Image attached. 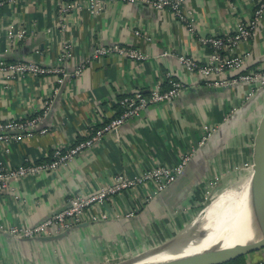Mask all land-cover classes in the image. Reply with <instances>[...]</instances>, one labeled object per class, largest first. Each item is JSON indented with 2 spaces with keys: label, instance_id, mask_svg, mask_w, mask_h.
<instances>
[{
  "label": "crops",
  "instance_id": "0c3cea01",
  "mask_svg": "<svg viewBox=\"0 0 264 264\" xmlns=\"http://www.w3.org/2000/svg\"><path fill=\"white\" fill-rule=\"evenodd\" d=\"M187 7L192 12L194 32L172 14L136 3H113L98 15L74 7L63 20L54 0L19 1L0 8V59L52 67L69 50L72 57L66 69L73 72L84 65L79 77L62 85L57 77L49 76L0 82L3 122L35 117L46 100H54L45 120L47 134L13 142L10 153H5V146L0 144V156L10 167L22 166L27 158L49 162L55 147L67 149L83 142L92 125L99 128L117 117L122 98L139 92L149 94L156 88L168 89L170 75L188 88L172 104L143 110L123 125L119 138L105 136L99 145L67 166L37 178L14 181L9 191L0 193V224L37 225L67 208L72 197H88L111 184L118 173L133 177L162 165L174 167L184 156L195 153L183 176L152 201H144L154 189L152 183H147L114 196L97 209L111 215L136 211L130 220L94 223L86 215L82 226L56 240L17 241L0 233V264L114 263L172 244L189 225L190 217L195 218L204 198H211L232 182L228 174L252 163L253 143L249 139L250 135L255 137L264 116V90L247 100V89L209 88L201 75L165 54L207 63L208 52L200 38L232 35L239 22L252 18L255 3L191 0ZM23 29L27 36L8 47V38ZM115 45L136 48L147 58L134 60L118 53L92 58L97 46ZM243 50L252 52V67L262 65L264 21L256 38L239 51ZM55 88L60 89L57 95ZM234 110L237 113L224 123ZM214 126L220 127L222 136L219 132L201 146L205 133ZM254 129V135L250 134ZM241 182L219 199L226 198ZM244 257L246 264L264 263V249Z\"/></svg>",
  "mask_w": 264,
  "mask_h": 264
},
{
  "label": "built area",
  "instance_id": "2783aa9c",
  "mask_svg": "<svg viewBox=\"0 0 264 264\" xmlns=\"http://www.w3.org/2000/svg\"><path fill=\"white\" fill-rule=\"evenodd\" d=\"M19 1L28 0H0V8L5 4H15ZM58 8L60 19L67 18L75 7L78 10L86 9L91 15H98L101 11L113 3H136L151 7L159 12L172 14L179 22L185 23L189 32H194L191 9L187 7L191 0H54ZM255 9L252 18L248 22H239L236 31L225 37H201L200 43L208 52L207 63L196 60L185 55H165L175 58L180 65L192 73L201 75L209 88L241 90L247 89L245 94L247 100H251L264 90V62L260 67L251 66L252 52L248 50L239 51L242 46L249 45L253 41L264 21V0H253ZM27 30H19L16 36L8 38V47H12L16 39H24ZM118 53L124 58L134 60H145L147 56L136 48H121L115 46H97L93 53L94 60L111 54ZM72 57L69 50L58 59V63L52 67L40 66L33 61L7 62L0 59V82L8 80L23 79L26 77L38 78L41 76L57 77V82L62 85L66 81L77 78L81 75L84 65H81L73 72L66 69V62ZM169 88L164 90L156 88L149 94L137 93L134 96H126L119 102L121 113L108 123L102 124L99 128L92 125L87 133V139L67 149L57 146L49 162L24 160V164L17 168L10 167L5 159L0 156V193L11 189L14 181L25 178L39 177L57 171L59 168L67 166L78 156L99 145L105 136L115 135L119 138L123 125L130 119L136 118L140 113L152 106L161 104H172L180 98L187 86L175 80L171 75L167 81ZM60 88V87H59ZM59 88L54 89V95L60 92ZM53 99L46 100L42 105L39 115L24 120L3 122L0 120V144L5 146V153H10L9 145L13 142H20L23 138H33L37 135L43 136L49 132L45 127ZM237 113L234 110L225 119L224 123ZM221 131L219 126L210 128L204 135L200 145L208 144L216 134ZM254 141V140H253ZM194 152L181 159V162L174 166L165 165L145 170L133 177L125 173H118L113 176L111 184L96 190L90 196L76 195L69 200V206L57 211L45 218L42 222L34 226H6L0 224V233L8 235L17 241L34 240L39 237H51L62 234L66 231L77 228L84 224L86 215H90V220L94 223L108 221L130 220L136 216V211L126 214L115 212L113 215L107 212H97L100 206L106 205L114 196L121 195L126 191H133L139 187L152 183L154 189L147 194L145 202L152 201L155 197L165 192L175 183L178 176L190 164L194 157ZM253 168V163L245 164L240 169L246 171ZM18 198V197H17ZM116 263V262H114ZM106 261L103 264H114ZM264 264V263H259Z\"/></svg>",
  "mask_w": 264,
  "mask_h": 264
},
{
  "label": "water",
  "instance_id": "95a60500",
  "mask_svg": "<svg viewBox=\"0 0 264 264\" xmlns=\"http://www.w3.org/2000/svg\"><path fill=\"white\" fill-rule=\"evenodd\" d=\"M222 134L223 132L220 131L221 136ZM252 163L253 185L250 189L249 198L245 209L243 210V214L241 215L242 217L239 219L231 233V241L228 242L226 246L220 245L214 249L205 250L193 255L177 257L171 260L149 262V259L162 253L171 255L183 253L192 244V239L189 238L190 240L187 241V243L177 245L176 249L175 247H172V245L175 243L174 241L172 244L169 243L162 247L154 248L146 253H143L142 255H138L137 257L127 260L121 259L114 264H229L251 253L262 251L264 249V116L261 119L253 141ZM189 165L185 168L182 174L178 176L175 183L179 178H181V176H183L185 171L188 170ZM173 185H171L169 188H171ZM73 230L74 229L66 231L57 236L39 237L34 240L61 239L65 236H68V234ZM207 235V231L203 232L201 238H206ZM182 236L183 234L177 238L180 243L181 241H184L186 237L185 236L182 238Z\"/></svg>",
  "mask_w": 264,
  "mask_h": 264
},
{
  "label": "bare ground",
  "instance_id": "6f19581e",
  "mask_svg": "<svg viewBox=\"0 0 264 264\" xmlns=\"http://www.w3.org/2000/svg\"><path fill=\"white\" fill-rule=\"evenodd\" d=\"M238 183H231L233 185L230 188L236 186ZM252 185L253 181L251 174L248 179L243 180L236 188H234L229 195L224 198L221 204L215 205L211 212H203L202 220H204V229L207 231L208 235L200 243L190 245L189 248L181 254L178 253L177 255H171L162 253L156 255L149 259V262L171 260L177 257L193 255L205 250L214 249L220 245L226 246L228 242L231 241L230 237L233 229L242 217L241 215L243 214V210L248 201ZM221 195H219L214 201L220 198Z\"/></svg>",
  "mask_w": 264,
  "mask_h": 264
},
{
  "label": "rangeland",
  "instance_id": "374dc122",
  "mask_svg": "<svg viewBox=\"0 0 264 264\" xmlns=\"http://www.w3.org/2000/svg\"><path fill=\"white\" fill-rule=\"evenodd\" d=\"M259 116L260 115H258V117ZM260 118H261V116H260ZM245 126H246V124H245ZM239 127H240V125H239ZM240 130H241V132L243 131L241 127H240ZM244 132L247 133L249 131L245 130ZM255 132H256V129L252 130V133H250V134L254 135ZM254 138L251 137V135H250V139H249L250 143H253ZM252 156H253V151H252ZM250 173L253 174V168H249L246 171H244L243 169H240V170L235 171V173L234 172H231V174H228L227 175V176H229L228 177V181H231V179H233L232 182H229V184H227V186H225L224 188H222L220 190V192H217L216 195L213 194V196L211 198L208 197V195H207V197L204 198V204H202L201 207L196 208L197 209L196 210L197 212L195 214V218L190 217L191 219H190L189 225L186 226V228L184 230H181L182 231L181 234H183L182 238H184L186 236L185 237V240L184 241H181V243L178 240H177V242L175 241V243L172 245V247L173 248L175 247V249H176L177 248V245L187 243V241H189L190 239H192V242H191L192 244L200 243L202 241V239L204 240L205 238H201L203 232H206V230L204 229V223H203L204 220H202V213L203 212H207V213L208 212H211L214 209V206L215 205L221 204V202L223 201L224 198H222V199H219L218 198L216 201H214V200L219 195H221L223 192H225L226 190H228L233 184L238 183L240 181H243L245 179H248L251 176ZM231 183H233V184H231ZM228 193H230V192H228ZM224 195L225 194L221 195L220 197H223Z\"/></svg>",
  "mask_w": 264,
  "mask_h": 264
},
{
  "label": "trees",
  "instance_id": "16d2710c",
  "mask_svg": "<svg viewBox=\"0 0 264 264\" xmlns=\"http://www.w3.org/2000/svg\"><path fill=\"white\" fill-rule=\"evenodd\" d=\"M121 111L119 112V114L121 113ZM243 128H244V131L247 130L246 126H243ZM229 264H246V259H245V257H241V258H239V259H237V260H235V261H233V262H231Z\"/></svg>",
  "mask_w": 264,
  "mask_h": 264
}]
</instances>
